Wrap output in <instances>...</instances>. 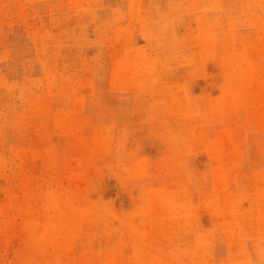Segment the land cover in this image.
I'll list each match as a JSON object with an SVG mask.
<instances>
[{
	"label": "rangeland",
	"instance_id": "rangeland-1",
	"mask_svg": "<svg viewBox=\"0 0 264 264\" xmlns=\"http://www.w3.org/2000/svg\"><path fill=\"white\" fill-rule=\"evenodd\" d=\"M0 264H264V0H0Z\"/></svg>",
	"mask_w": 264,
	"mask_h": 264
},
{
	"label": "crops",
	"instance_id": "crops-1",
	"mask_svg": "<svg viewBox=\"0 0 264 264\" xmlns=\"http://www.w3.org/2000/svg\"><path fill=\"white\" fill-rule=\"evenodd\" d=\"M141 165H144V163H141ZM208 194H211V193H208Z\"/></svg>",
	"mask_w": 264,
	"mask_h": 264
}]
</instances>
